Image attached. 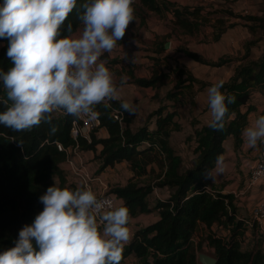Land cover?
<instances>
[{
  "label": "trees",
  "instance_id": "obj_1",
  "mask_svg": "<svg viewBox=\"0 0 264 264\" xmlns=\"http://www.w3.org/2000/svg\"><path fill=\"white\" fill-rule=\"evenodd\" d=\"M132 6L142 22L145 21L146 11L161 17L167 12L171 13L175 27L191 36L209 25L213 28L214 42L219 41L228 28L234 27V23L227 24L225 16L241 19L246 22L245 26L254 38L244 43V54L241 56H223L217 60L206 59L186 47L179 48L187 57L205 66L220 68L237 63L233 74L223 82L221 88L226 95L235 97V101L228 104L224 126L213 129L209 124H204L194 128L193 134L187 138L194 141V157L187 168H184L183 159L171 146L170 137L174 131L181 129L176 120L178 110L174 107L175 101L180 103L194 85L203 84L190 71L175 66L169 67V73L156 71L148 79L130 76L133 83L154 89L157 96L170 74L175 76L174 89L165 95L167 101L173 104L161 101L147 117V121L155 120L153 130L146 124L133 131L131 124L135 112L130 114L123 110L117 101H111V104L123 112L122 123L112 116L111 107L107 104L101 102L94 106L101 121L100 127L107 130L108 137L97 139L96 129L91 133L90 141L78 138L79 149L95 150L97 145H102L98 155L102 162L101 169L127 161L136 175L149 173L154 180V183L143 185L129 181L125 186L112 187L109 191L123 200L130 216L154 210L158 213L155 222L135 231L122 252V259L133 255L143 260V264H200L197 250L203 242H207L214 250L215 264H264L261 242L251 249L242 247L249 226L246 221L237 218L234 196L208 188L206 183L207 170L214 168L217 156L225 151L224 142L232 137L235 150L242 146L243 130L249 125L250 112L255 110L254 105L249 103L253 93H260L264 98V50L258 58L251 55L252 47L264 37V13L255 16L236 13L231 9L216 10L214 13L224 17L216 18L210 25L208 16L202 13L203 8L198 6H178L167 0H133ZM82 10L78 3L65 24L70 21L74 29L80 25L77 12ZM0 43V68L7 70L12 63L6 56L8 39L0 38ZM164 49L165 43L156 41L155 52L160 53ZM5 100V90L0 86V111L10 104L4 103ZM171 106L173 109H170ZM51 115V123L56 126L54 133L49 131V123L44 121L21 131L0 125V251L14 246L19 230L31 223L42 210L43 205L38 198L54 184L55 179L58 187H66L67 178L62 164L66 161L67 153L60 151L57 143L66 148L76 145L71 136L72 122L76 117L65 113L57 115L56 111ZM260 115H264V109ZM196 124L197 120L192 119V125ZM153 165L156 169L151 167L148 170V166ZM154 188H165L169 193L165 199L150 206L147 198ZM214 226L227 234L212 231ZM203 227L209 232L205 234L203 242L195 246L193 237Z\"/></svg>",
  "mask_w": 264,
  "mask_h": 264
},
{
  "label": "clouds",
  "instance_id": "obj_2",
  "mask_svg": "<svg viewBox=\"0 0 264 264\" xmlns=\"http://www.w3.org/2000/svg\"><path fill=\"white\" fill-rule=\"evenodd\" d=\"M80 4L75 29L69 14ZM133 0H0V38H7L11 66L0 68V86L10 101L0 111V125L14 131L49 123L60 110L74 117L96 119L95 105L119 99L113 72L99 59L110 53L134 22ZM121 83L127 80L120 77ZM223 81L207 88L209 127L222 129L233 95L221 91ZM120 107L134 113L136 106ZM245 142H264V115L243 130ZM227 164L218 155L213 181ZM215 173V175H214ZM43 208L23 225L14 246L0 251V264H119L130 239L129 209L110 204L86 187L61 188L55 184L39 196Z\"/></svg>",
  "mask_w": 264,
  "mask_h": 264
},
{
  "label": "crops",
  "instance_id": "obj_3",
  "mask_svg": "<svg viewBox=\"0 0 264 264\" xmlns=\"http://www.w3.org/2000/svg\"><path fill=\"white\" fill-rule=\"evenodd\" d=\"M167 1L174 2L178 6L202 7L203 8L202 13L204 16H208V19L210 20V25L214 23L216 18L224 17L220 13H214V11L221 10V9H231L230 7H224L222 5H217L218 2H221L223 4L225 2V0H167ZM238 2L247 3L248 0H238ZM251 5H252V3H250V5H249L250 8L253 7ZM244 9H246L245 12H237L234 10L233 11L236 13L249 14V12L247 11L248 9L247 8H244ZM263 13H264V11L261 13L258 12V14L255 13L253 15L261 16ZM134 17H135L134 22H136L137 26L139 25V26H142L143 28L146 27L148 30H151L152 32H154L151 34V36H155V38H154L155 45H156V41H160V40L162 41V39H161L162 37L160 36L162 34L165 35L163 37H166V36H170L172 34V32H176L182 36L196 37V36H204L205 29H210L211 35L213 33V28L209 25H206V26L202 27L198 33H196L192 36L184 34V33H182L181 30H179L175 27L174 22H173L174 17L169 12H167V14L164 17H161V16H159V15H157L151 11H146V18H145L144 22H142L141 19L138 16H136L135 12H134ZM224 18L226 20H228V22H227L228 24L232 23L231 20H233L235 22H242V23H244V25L246 23L245 21H243L241 19H237V18H228L227 16H225ZM233 28H235V26L232 28H228L223 33V35L219 41H221L223 39L225 40L226 36L229 34V32H231L233 30ZM246 29H248V28L246 27ZM168 31L170 33H168ZM249 33H250V31H249ZM248 40H251V39H248ZM219 41H217V42H219ZM244 43L242 45L241 55L244 54ZM259 44H260V42L256 46L252 47V49H251V55L253 58H258L263 53L264 47L261 51L259 49H257ZM1 46H2V44L0 43V48H1ZM181 47H183V46H181ZM167 48H168V45L165 44V49L162 52H160V53L155 52L156 46L153 50L156 54L162 55ZM179 48L180 47H177L176 51L178 53H182L183 55H185L183 52L179 51ZM186 48H188V47H186ZM189 50H191V49H189ZM195 53H197V52H195ZM201 56H203V55H201ZM223 56L224 55H222L221 57H223ZM203 57L206 58L205 56H203ZM230 57H233V56H230ZM187 58L194 61L193 59H191L189 57H187ZM211 60H213V59H211ZM114 61H117V62L115 63ZM118 64L123 65L124 64L123 60H120L118 58H116V59L113 58L106 63V66L109 67V69L113 72L114 77H115V83H116V85L120 91L119 99H115V100L110 99V100L111 101H117L120 104L122 101H128L129 103L134 104L136 106L135 117H134V120L131 124V128L133 131H136L138 128H140L146 124L148 125L150 130L155 129V120L147 121L148 115L155 109L151 110L150 112H148L145 115L142 111L144 104H142L141 101L139 100V97H138V94L136 93V90H140V89L146 90L148 94L150 92H152L153 97L156 98L158 101V104H157V107H158L159 104L161 103V101L164 104H168V103H166L165 100H162L163 97L160 96V93H161L163 87L161 88V90L159 91V95L157 96L156 91L154 89L149 88V87L139 86V85L133 83L131 80V77H130L131 75H133L135 78L148 79L153 74L150 75L149 72L147 71L143 75L145 77H143V76L138 75L137 70H135L133 65H129L128 63H126L127 66H130V67H125L126 65H123V67H120V65H118ZM236 65H237V63L233 62L232 68L234 69L236 67ZM220 68H222V67H220ZM154 72H156V70ZM122 75L127 76V80L124 81L123 83H121V80H120V77ZM146 76H149V77H146ZM127 88H131V90H133V91H131L130 93H126L128 91ZM186 96H184V97H186ZM193 100H194V98H193ZM102 102L104 103V101H102ZM168 102H170V101H168ZM249 103L254 105V107H255V110L251 111L249 114V125H251L254 122V120L260 115V112L264 109V98L260 93L255 92V93H253ZM243 109H246V107ZM198 119H200V118H198ZM208 121H207V123H203V122L201 123V121H200V123L198 122V124H196L195 126L192 125L191 130L194 131V128L202 126L204 124H208ZM180 126H181V124H180ZM193 131L191 133H189L188 135L190 136L191 134H193ZM174 132H176V131H174ZM95 136L97 139H106L108 137V132L105 128L99 127L95 131ZM171 138H172V135L170 137V144H171ZM243 141L244 142H243L242 146L237 150L234 149V140L232 137L228 138L224 142L225 151L222 155L225 157V161L227 164L226 170L223 174L217 175L216 179L214 181L210 177L207 176L206 183H207L208 188H211L213 190H216V191H219L222 193L232 194L234 196V203L236 206L237 218L243 219L244 221H246V224L248 225L247 222L252 219V211H253L255 205L259 201L264 200V181L260 185L255 187L252 191H249L247 193L243 192V188H244L245 181L247 180L249 173H250L252 167L254 166L256 159L258 158L260 151L264 148V142L258 141L257 146L250 147L245 142L244 136H243ZM189 143L192 144L191 149L193 152L194 141H189ZM171 146H172V144H171ZM101 150H102V145H97L95 150H80V149L73 150L72 149L69 151L70 157L73 159V161L77 165L83 166L84 169L88 172L89 176L92 179V181L90 183V188L96 194H102L105 192H109L112 187L125 186L129 181H136V182H138L139 185L145 184L146 181L143 180V178L146 175H149V173L143 174V175H136L134 173V171L131 170L130 165L127 161H122V162L116 163L113 166H109V167H106L104 169H101L102 162H101V159L98 158V155L100 154ZM193 157H194V154L192 153V155L190 157L189 164L185 165V163L183 162L184 168H187L190 165ZM151 167L156 169V166L153 165V166H148V170H150ZM62 169L66 175V178H67V182H66L67 188L75 189L76 187H83L81 181L78 178H76L73 175V173L71 172L70 166L67 163V161H65L62 164ZM214 175H215V173H214ZM168 193H169V191L165 188H154L153 192L148 196L147 201H148L150 206H154L158 200L165 199L168 196ZM119 204H123V200L121 198L117 199V205H119ZM157 219H158V213L155 210L151 211L149 213H142V214H138L135 216H130V220L128 223V227H129V231H130V239L124 243L123 248H122V252H123L124 248L129 244V242L132 239L136 230L143 228V227L155 222ZM248 226H249V229L246 232L245 238L242 242V247L246 244V242L249 241V238L252 240L251 248L255 247L259 242H261L262 247H264V241H256V242L254 241L253 233H255V230L253 229L252 226H250V225H248ZM260 227L264 231V226L260 225ZM258 228L259 227H257L256 229H258ZM217 230H219V232H220L219 234H223V235L227 234L225 230L219 229L217 226H214L212 229V231H217ZM204 232H205V234H207L209 231L205 228ZM128 261H134L135 264H143V260L136 258L133 255H129V256L121 259L120 262L125 263Z\"/></svg>",
  "mask_w": 264,
  "mask_h": 264
},
{
  "label": "rangeland",
  "instance_id": "obj_4",
  "mask_svg": "<svg viewBox=\"0 0 264 264\" xmlns=\"http://www.w3.org/2000/svg\"><path fill=\"white\" fill-rule=\"evenodd\" d=\"M250 3H252L251 6H253L251 8L249 7ZM217 5L230 7L232 10L237 12H245L246 9L244 8H247V11L251 15L264 11V0H248L247 3L238 2V0H225L223 4L218 2ZM231 22L232 23L227 24L230 25L234 23L235 28L229 32L225 40L223 39L219 42H213L210 29H205L204 36L196 37L182 36L179 33L172 32L170 36L163 38L165 35L162 34L160 35L162 37V41L168 45V48L162 55L156 54L153 50L156 46L154 42L155 36H151V34L154 32L148 30L146 27L143 28L142 26H137L136 22H131L125 30L124 37L121 38L120 42H117V47H115L110 53H103L99 58L104 60L105 63L113 58L123 60V65H126L125 67H130L127 66L126 63L133 65L140 76H143L147 71L151 75L155 70L159 73H169V67L173 68L175 66H180L192 72L195 77L203 83L196 84L193 89H190V92L187 93V96L182 98L183 102L181 101L179 103L178 101H175L174 104V107L178 110V116L176 117V120L179 121L182 128L180 131H176L172 134L171 144L174 147L176 153L182 157L185 165L189 164L190 157L193 153L191 149L192 144H190L187 139L189 137L188 134L193 131L191 130L192 119L197 120L199 123L200 121L201 123H207V121L210 119V112L207 105V88L216 81H226L230 75L233 74L235 68H232L233 62L225 65L222 68H214L196 63L188 59L182 53H178L176 48L181 46L188 47L192 51L205 56L207 59L213 60H217L222 55L233 57L241 56L243 43L248 39H253L254 36L249 33L244 23L235 22L233 20H231ZM168 33L170 32L168 31ZM263 47L264 37L260 41L257 49L261 51ZM123 65H120V67H123ZM175 80L174 74H170L165 86L160 93V96L163 97L162 100H165L168 105H171L173 102H168L165 98V95L168 91L174 89ZM127 90L128 91L126 93L133 91L131 88H127ZM136 93L138 94L141 103L144 104L142 111L145 115L151 110L158 108V101L153 97L152 92L148 94L146 90L140 89L136 90ZM170 109H173V107ZM143 180L146 181L145 183H154L153 177L150 174L146 175ZM53 183L56 186L58 185V181L56 179L53 181ZM260 225L261 224L259 223H255V226L253 227L255 230V233H253L255 242L264 241V231L261 229ZM257 227L259 228L256 229ZM205 237L206 235L204 232V227L200 228L193 237L195 246L203 242ZM251 242L252 240L249 238V241L246 242V244L243 246V249H250L252 246ZM197 253L198 255L203 253L211 257H214L215 255L214 250L208 246L207 242H203L202 247L197 250ZM119 264L135 263L134 261H128L125 263L119 262Z\"/></svg>",
  "mask_w": 264,
  "mask_h": 264
},
{
  "label": "built area",
  "instance_id": "obj_5",
  "mask_svg": "<svg viewBox=\"0 0 264 264\" xmlns=\"http://www.w3.org/2000/svg\"><path fill=\"white\" fill-rule=\"evenodd\" d=\"M104 103L111 107L112 116L118 120L120 123L123 121L124 114L123 112L113 106L111 104L110 99L104 100ZM57 115H63L64 112L57 110ZM101 125V121L97 117L96 119H88L86 117H76V119L72 122L71 127V136L76 141V145L74 147L66 148L62 144L57 143V147L60 151H65L67 153L66 161L70 166L71 172L73 175L78 178L83 187L90 188V183L92 181L88 172L84 169L83 166L77 165L73 159L70 157V150H78V138L83 137L88 141L91 140V133L98 129ZM264 181V148L260 151L258 158L255 161L254 166L252 167L247 180L245 181L243 192L247 193L252 191L255 187L260 185ZM98 198L107 199L110 204L117 205V196L110 193L105 192L102 194H97ZM248 225L253 226L255 223H259L262 226L264 225V200L259 201L253 211H252V219L247 222Z\"/></svg>",
  "mask_w": 264,
  "mask_h": 264
},
{
  "label": "water",
  "instance_id": "obj_6",
  "mask_svg": "<svg viewBox=\"0 0 264 264\" xmlns=\"http://www.w3.org/2000/svg\"><path fill=\"white\" fill-rule=\"evenodd\" d=\"M198 260L200 264H215L216 263V259L214 257L208 256L203 253L198 255Z\"/></svg>",
  "mask_w": 264,
  "mask_h": 264
}]
</instances>
